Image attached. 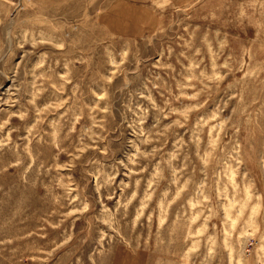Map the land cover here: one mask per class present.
Listing matches in <instances>:
<instances>
[{
	"label": "rangeland",
	"instance_id": "obj_1",
	"mask_svg": "<svg viewBox=\"0 0 264 264\" xmlns=\"http://www.w3.org/2000/svg\"><path fill=\"white\" fill-rule=\"evenodd\" d=\"M0 264H264V0H0Z\"/></svg>",
	"mask_w": 264,
	"mask_h": 264
}]
</instances>
